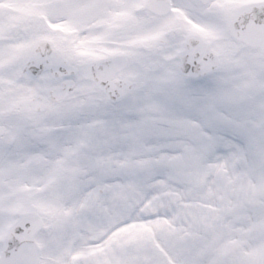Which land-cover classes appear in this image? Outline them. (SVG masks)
Returning <instances> with one entry per match:
<instances>
[{
	"label": "snow or ice",
	"instance_id": "6c2138e0",
	"mask_svg": "<svg viewBox=\"0 0 264 264\" xmlns=\"http://www.w3.org/2000/svg\"><path fill=\"white\" fill-rule=\"evenodd\" d=\"M0 264H264V0H0Z\"/></svg>",
	"mask_w": 264,
	"mask_h": 264
}]
</instances>
